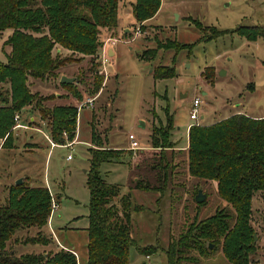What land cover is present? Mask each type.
Wrapping results in <instances>:
<instances>
[{
	"label": "rangeland",
	"instance_id": "1",
	"mask_svg": "<svg viewBox=\"0 0 264 264\" xmlns=\"http://www.w3.org/2000/svg\"><path fill=\"white\" fill-rule=\"evenodd\" d=\"M134 1L119 0L118 3V27L126 25L130 31L124 33L117 27L113 33L109 29L100 32L102 41L110 36L117 38L113 45L115 57L109 64L107 56L105 66L101 64L104 46L96 56L72 54L57 48L59 58L67 59L57 75L29 78L31 91L38 93L37 97L43 100L45 107L76 106V134L82 142L73 146V139L52 147L44 136H50L51 140L50 120L47 119V123L40 121V112L33 106H26L35 109V115L40 116L37 117L40 132L14 130L13 146L0 152V204L6 201L8 188L21 178L20 174H24L22 182L26 185L52 184L56 192L47 186L52 208L47 226L41 233L46 243L25 241L37 235L36 228L19 230L9 244L17 254L64 248L75 252L77 264H85L90 200L86 184L89 148L96 147L92 135L103 148L113 149L108 146H128V135L132 133L140 146L138 150L129 149L130 153L122 154L119 161L104 162L99 166L106 182L119 184L120 194L130 192L133 205L140 206L139 211H131L130 237L134 244L154 247L153 254L144 255L134 245L130 246L129 264H167L165 251L170 243L195 221L211 216L220 208L227 207L233 212L218 196L214 182H204L188 174L187 147L184 148L186 132L193 124L208 125L235 110H243L252 116L264 114V39L248 41L233 31L241 26L264 27V0H160L159 10L147 20L143 31L132 14ZM198 21L202 30L195 25ZM210 27L218 30L213 32ZM9 32H0V61H5L4 51L9 49L4 46L2 50ZM166 39L193 47L190 52L180 51L176 57L173 50H158L153 60L140 57L146 49L157 48V42ZM172 64L175 77L154 78L157 66L171 67ZM210 70L214 73L213 84L204 77V73L211 74ZM61 73L77 77L74 78L77 95L74 96L73 87L59 84ZM94 79L101 82L98 90ZM56 91L61 93L62 100L54 102ZM203 91L206 94H202ZM195 97L202 102L198 118L191 120L189 111ZM89 98L93 99L90 107L85 104ZM167 105V114L173 118L170 137L173 146L160 151L151 146L150 134L153 126L166 123ZM201 115H204L203 119ZM16 136L19 139L16 140ZM89 140L90 147L84 144ZM13 147L18 148L13 150ZM161 154L169 161L168 165L158 161L162 173L166 172L167 188L161 192L131 188L136 177L154 181L155 171L151 164ZM199 189L205 195L202 204L195 200ZM251 210L250 225L257 237L251 264H264V194L257 193L253 197ZM184 256L188 257L186 261L178 264H227L220 246L204 255L191 250Z\"/></svg>",
	"mask_w": 264,
	"mask_h": 264
},
{
	"label": "trees",
	"instance_id": "2",
	"mask_svg": "<svg viewBox=\"0 0 264 264\" xmlns=\"http://www.w3.org/2000/svg\"><path fill=\"white\" fill-rule=\"evenodd\" d=\"M118 2L0 0V32L11 31L2 47L9 46L10 51L6 54V61H0L1 148L13 146L15 117L26 106H33L43 120H50V135L54 143L64 144L74 139L76 106L45 107L43 100L37 97L38 93L31 91L29 78L43 79L57 75L67 61L66 58H59L60 54L55 51L57 48L72 54L96 56L103 44L100 40L101 30L115 31L118 25ZM160 3V0L134 1L132 14L142 31L146 29L143 23L156 14ZM195 25L202 30L199 21ZM210 28L213 32L218 30ZM233 31L248 41L264 39L262 26H241ZM192 47V44L166 39L158 41L157 48L146 49L140 57L153 60L158 50H173L176 57L180 51L190 52ZM172 66H157L154 78L175 77V67ZM212 73H204L211 84L214 83ZM94 83H98V90L101 82L99 84L94 79ZM61 85L73 87L74 96L77 95L74 82ZM167 109L168 105L165 107L166 114ZM172 129L173 118L167 114L165 124L152 127L151 146L160 151L172 147ZM187 137L188 174L204 182H214L218 196L233 212L228 211L227 207L220 208L211 216L195 221L192 227L170 243L165 251L167 264L186 261L188 257L184 253L187 251L196 250L199 255H204L212 252L216 246L221 247L227 264H251V255L257 248L250 225L252 199L257 193L264 194V116L235 113L212 124H193ZM91 138L96 147L89 148L86 184L90 200L85 264H129L130 246L134 245L144 255L153 254L154 247L134 244V239L130 237L131 211H139L140 206L133 205L130 192L120 194L119 184L106 182L99 170L101 163L119 161L125 152L103 148L94 135ZM158 156L151 164V169L155 171L152 178L154 183L148 178L136 177L131 188L154 192L167 188V176L166 172L162 173L161 163L168 165L169 161H166L165 154ZM51 208V195L44 185L33 186L22 182L8 189L6 201L0 204V264H77L76 255L64 248L17 254L9 246L17 231L30 228H36L37 235L25 241L45 244L46 239L41 233L47 226Z\"/></svg>",
	"mask_w": 264,
	"mask_h": 264
},
{
	"label": "crops",
	"instance_id": "3",
	"mask_svg": "<svg viewBox=\"0 0 264 264\" xmlns=\"http://www.w3.org/2000/svg\"><path fill=\"white\" fill-rule=\"evenodd\" d=\"M119 3V2H118ZM161 5V4H160ZM160 8V7H159ZM159 10V9H158ZM149 21V20H148ZM148 21H146V22H144L143 24L144 25H147V23H148ZM119 26V23H118V25H117V27ZM139 26V25H138ZM117 27H116V29H115V31L117 30ZM118 28H121L122 30H123V32L124 33H126V32H128V31H130V28H128L126 25H123V26H121V27H118ZM112 31V30H111ZM114 30L112 31V33L113 32H115ZM10 33H11V31L9 32V34H8V36L10 35ZM7 36V37H8ZM110 37H114L115 38V36H110ZM136 38V37H135ZM117 39V38H116ZM6 40V39H5ZM125 43H128V41L126 40V39H124L123 40ZM256 41V40H255ZM130 42V41H129ZM116 43L114 42L113 44H107L106 45V55H107V57L109 58V62H108V64L110 63V59H113L114 57H115V50H114V48H113V45H115ZM2 50L4 51V48H2ZM57 50H59L60 51V48H58ZM100 50V49H99ZM99 50H98V54H99ZM10 51V48L8 49V50H6V51H4V54H5V61H6V54L8 53ZM4 62V61H3ZM98 64H99V62H98ZM101 65V64H100ZM101 66H99V68H100ZM62 76H66V77H68V75H66V74H64V73H61L60 75H59V84H61L60 83V78L62 77ZM73 78V82H74V78H77L76 76H72ZM68 78H71V77H68ZM72 82V83H73ZM102 90V89H101ZM99 94H100V92H99ZM202 94H206V92L205 91H203V93ZM98 95V94H97ZM54 96L56 97V100H54V102H56V101H60V100H62L61 98H60V96H61V93H59V92H54ZM50 100V99H49ZM37 110V109H36ZM35 109H33V108H31V107H26V108H24L23 110H22V112L20 113V115L18 116V122H19V124L21 125V127H15L14 129H13V132H14V130H18V129H22V130H27V131H29L30 129L32 130V129H35L36 130V132L38 131V132H40V126H39V122L37 123V120H38V118L37 117H39L40 118V116L39 115H35ZM38 111V110H37ZM235 113H241V114H244V115H247V116H251V117H263L264 116V114H262V115H260V116H252V115H249V114H247L246 112H244L243 110H235L234 112H229V114L227 115V116H225L224 118H226V117H228L229 115H232V114H235ZM39 114V113H38ZM201 118L203 119L204 118V115H201ZM220 119H223V118H219V120ZM40 121H43L44 123H47L46 122V120H42V119H39ZM216 121H218V119L216 120ZM31 123H33V124H31ZM214 123V122H213ZM212 124V123H211ZM47 125V127H48V124H46ZM188 127V126H187ZM49 128V127H48ZM29 129V130H28ZM48 131H50V130H48ZM187 133H188V131L186 132V137H187ZM45 136V138L48 140V142L50 141V142H52L53 140L51 139L50 140V136H48V135H44ZM17 139H19V137L18 136H16V140ZM129 139V138H128ZM90 140H91V138H90ZM90 140L89 141H85L84 142V144L85 145H87V146H91V144H90ZM130 141V140H129ZM1 142H2V140L0 139V146H1ZM50 142H49V144H50ZM74 143H73V146L74 145H76L78 142H82L81 140H80V138L78 137V135L76 134V137L74 138V141H73ZM52 143H54V141L52 142ZM34 144H36V143H34ZM38 144V143H37ZM55 145H61V144H56V143H54ZM55 145L54 146H52V147H55ZM99 145H102L103 146V144H99ZM187 145H188V137H187V141H186V145H185V147L184 148H186L187 147ZM37 146V145H36ZM130 143H129V145L128 146H126V147H122L121 145H116V144H112V146H108V147H112L113 149H120V150H122V151H124V152H128V151H130L129 149H130ZM32 147H34V146H32ZM50 147H51V145H50ZM105 147V146H104ZM107 147V148H108ZM15 148H18V147H13L12 149L14 150ZM3 150V148H1L0 147V152ZM123 152V153H124ZM128 154V153H127ZM110 163H112V162H110ZM20 176H21V178H22V181H23V179H24V174H20ZM17 177H19V176H17ZM44 185H46V184H44ZM48 185H46V187H47ZM9 187V186H8ZM49 188H51L52 187V189L53 190H55L54 189V187L52 186V184H50L49 186H48ZM9 189V188H8ZM55 192H56V190H55ZM256 196V195H255ZM260 196V195H259ZM263 231H264V229H263ZM257 238V237H256ZM60 244V243H59ZM60 245H62V244H60ZM62 247H64L63 245H62ZM71 250H73V249H71ZM75 253V252H74ZM76 255V254H75Z\"/></svg>",
	"mask_w": 264,
	"mask_h": 264
},
{
	"label": "built area",
	"instance_id": "4",
	"mask_svg": "<svg viewBox=\"0 0 264 264\" xmlns=\"http://www.w3.org/2000/svg\"><path fill=\"white\" fill-rule=\"evenodd\" d=\"M115 41H116V38H113V37L107 38V39H105L103 41V44H102L101 48L104 46L105 50H103V55H102V61H101L102 66L103 65L105 66V64L107 62L106 61L107 60V58H106V56H107L106 55V45H107V43L108 42H111L113 44ZM92 100L93 99H91V98L87 99L85 101L86 106H89L90 107L92 105ZM201 102H202L201 99H199L198 97H195L192 100V106H191V109L189 111V117H190L191 120H196L198 118L199 106H200ZM15 120L17 122V124H16L15 127H21V125L18 122V115H16ZM128 138L130 140V146H129L130 149L131 150H138L140 148V146H139V143L136 140L135 136L132 133H130L128 135ZM52 145L54 146L55 144L52 143ZM68 158H69V156H68Z\"/></svg>",
	"mask_w": 264,
	"mask_h": 264
},
{
	"label": "water",
	"instance_id": "5",
	"mask_svg": "<svg viewBox=\"0 0 264 264\" xmlns=\"http://www.w3.org/2000/svg\"><path fill=\"white\" fill-rule=\"evenodd\" d=\"M72 82H73L72 78H68L66 76H62L60 78V83L69 84V83H72ZM21 183H22V178L18 179L15 182L16 185L21 184ZM204 199H205V195L202 193L201 189H199L197 194L195 195V200H196V202L201 203V202L204 201ZM253 237H254V240H256V235L253 234ZM209 247L211 248L212 245H210Z\"/></svg>",
	"mask_w": 264,
	"mask_h": 264
}]
</instances>
